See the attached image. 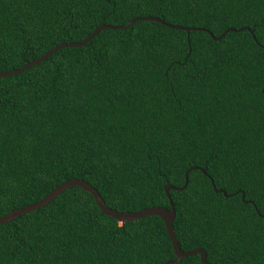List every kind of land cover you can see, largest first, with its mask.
<instances>
[{
    "label": "trees",
    "instance_id": "obj_1",
    "mask_svg": "<svg viewBox=\"0 0 264 264\" xmlns=\"http://www.w3.org/2000/svg\"><path fill=\"white\" fill-rule=\"evenodd\" d=\"M147 16L191 30L104 29L0 78V217L74 178L119 212L170 208L198 167L170 190L182 250L264 264V0H0V73ZM174 258L161 218L122 224L80 187L0 224V264Z\"/></svg>",
    "mask_w": 264,
    "mask_h": 264
},
{
    "label": "water",
    "instance_id": "obj_2",
    "mask_svg": "<svg viewBox=\"0 0 264 264\" xmlns=\"http://www.w3.org/2000/svg\"><path fill=\"white\" fill-rule=\"evenodd\" d=\"M137 21H156V22H160L161 24H163L169 28L178 29V30H186V31L191 30L190 28H186L184 26L168 24L164 20H162L160 18L152 17V16L134 18L131 21H129L126 25H123V26L101 25L98 28H96L94 30V32L91 35H89L84 41L77 42V43H66V44H61L57 47H54L53 49L48 51L46 54L41 56L40 58H37L36 60H33V61L27 63L22 68L12 70L9 72L0 73V78H4L7 76H11V75L21 73V72L31 68L32 66L46 60L47 58H49L51 55H53L55 52H57L60 49L67 48V47H69V48L83 47L88 42H90L93 38H95V36L97 34H99L100 31H102L104 29L122 30V29H126L127 27H130L132 24H134ZM194 169H201L203 173H206V171L202 168H198V167L191 168V169L187 170L185 173V184L183 187L178 188V187H174L171 185H167L165 187V192H166V195H167L169 203H170V208L150 207V208H145V209L137 211V212H119L115 209L108 207L107 204L105 203L103 197L101 196V194L90 183H88L87 181H85L83 179L74 178V179H70V180L65 181L64 183L60 184L58 187H56L54 190H52L46 197H44L40 201L35 202L33 204H30L28 206H25L23 208L13 210L9 214H7L3 217H0V224H6V223L24 215V214H28L32 211H35V210L47 205L49 202H51L56 197H58L60 194H62L65 190H68V189L73 188V187H80V188L84 189L85 191L90 192L93 195L98 207L101 209V211L104 214H106L109 217L119 221L122 224L126 223V222H132V221H135V220L147 217V216H158L159 218H161L165 223L166 231H167V233L171 239L172 246H173L174 253H175V258L173 260L167 261L166 264H176L179 261H181L182 259L188 258L190 256H195V255L200 256L201 264H210L207 260V253L204 249L196 248L194 250L187 251V252L182 250V248L179 244L178 238L176 236L174 226H173V222L175 221L176 216H177V211H176L174 202L172 200L170 190L181 191L184 188H186V186L188 185V181H189V173L191 171H193ZM206 175H207V173H206ZM207 176L210 178L209 175H207ZM212 185L217 192H219V193L223 192L222 190L216 189V186H215V183L213 180H212ZM223 194L226 197L231 196L225 192H223ZM242 199L244 200V193H242Z\"/></svg>",
    "mask_w": 264,
    "mask_h": 264
}]
</instances>
